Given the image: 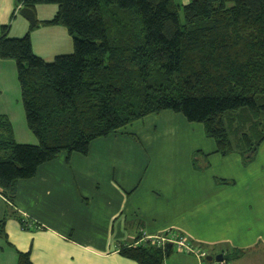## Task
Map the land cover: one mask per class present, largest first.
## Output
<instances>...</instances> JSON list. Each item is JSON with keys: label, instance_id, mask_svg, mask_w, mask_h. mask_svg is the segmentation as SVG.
I'll use <instances>...</instances> for the list:
<instances>
[{"label": "trees", "instance_id": "trees-1", "mask_svg": "<svg viewBox=\"0 0 264 264\" xmlns=\"http://www.w3.org/2000/svg\"><path fill=\"white\" fill-rule=\"evenodd\" d=\"M18 1L32 10L57 4L52 19L30 28L66 27L74 51L48 62L33 52L29 33L9 37V25L2 27L0 58L17 64L27 125L38 139L17 143L0 115V192L8 201L41 164L85 155L94 139L164 110L202 123L221 155L253 159L264 140V0ZM119 253L163 264L167 251L132 244ZM17 264H32L29 253L20 252Z\"/></svg>", "mask_w": 264, "mask_h": 264}, {"label": "crops", "instance_id": "crops-1", "mask_svg": "<svg viewBox=\"0 0 264 264\" xmlns=\"http://www.w3.org/2000/svg\"><path fill=\"white\" fill-rule=\"evenodd\" d=\"M22 7L0 0V35L4 25L9 37L29 33L33 52L48 62L74 51L66 27L31 29ZM57 10L37 3L36 20H50ZM0 115L17 143L38 144L13 59L0 58ZM198 126L174 111L150 114L94 139L85 155L63 153L41 164L18 182L14 202L0 192V264H17L20 252L32 264H138L120 247L166 232L210 255L238 250L232 264H264V140L247 162L237 152H216L215 140ZM163 264L200 263L171 246Z\"/></svg>", "mask_w": 264, "mask_h": 264}, {"label": "built area", "instance_id": "built-area-1", "mask_svg": "<svg viewBox=\"0 0 264 264\" xmlns=\"http://www.w3.org/2000/svg\"><path fill=\"white\" fill-rule=\"evenodd\" d=\"M32 222L30 223V225ZM141 244H152L157 247L165 249L167 244L175 247L177 250L193 255L200 264H232L231 260L223 256L221 260H207V256L210 255L209 252L199 246H196L190 242L186 236L177 234L174 232H166L160 235H145L136 242L135 245Z\"/></svg>", "mask_w": 264, "mask_h": 264}, {"label": "water", "instance_id": "water-1", "mask_svg": "<svg viewBox=\"0 0 264 264\" xmlns=\"http://www.w3.org/2000/svg\"><path fill=\"white\" fill-rule=\"evenodd\" d=\"M20 14L23 15L25 18H27L30 22L31 25H35L36 23V17H35V12L34 10L28 8V7H22L20 8ZM171 249V245L167 244L165 247V250L168 252ZM224 254L223 253H219L216 255H208L207 256V260H221L223 258Z\"/></svg>", "mask_w": 264, "mask_h": 264}, {"label": "rangeland", "instance_id": "rangeland-1", "mask_svg": "<svg viewBox=\"0 0 264 264\" xmlns=\"http://www.w3.org/2000/svg\"><path fill=\"white\" fill-rule=\"evenodd\" d=\"M195 124L199 125L198 127H200V131H201V129H202V124H200V123H195ZM207 137H208V136H207Z\"/></svg>", "mask_w": 264, "mask_h": 264}]
</instances>
